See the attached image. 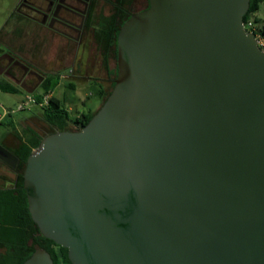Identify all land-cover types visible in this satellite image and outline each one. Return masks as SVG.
<instances>
[{
    "label": "water",
    "instance_id": "water-1",
    "mask_svg": "<svg viewBox=\"0 0 264 264\" xmlns=\"http://www.w3.org/2000/svg\"><path fill=\"white\" fill-rule=\"evenodd\" d=\"M250 0H148L113 87L42 136L23 188L72 264H264V50ZM15 156L0 145V159ZM21 264H53L39 244Z\"/></svg>",
    "mask_w": 264,
    "mask_h": 264
},
{
    "label": "flooded vegetation",
    "instance_id": "flooded-vegetation-1",
    "mask_svg": "<svg viewBox=\"0 0 264 264\" xmlns=\"http://www.w3.org/2000/svg\"><path fill=\"white\" fill-rule=\"evenodd\" d=\"M110 1L17 0L3 25L8 24L6 29L11 27L9 32L14 33L18 39V44L14 49L4 41L5 39H0V80L15 85L18 92L26 91L32 94L38 92L39 89L41 90L46 78L54 76L51 68L65 69L64 66L69 59L71 63L77 62L76 54L81 42L89 35L93 38L95 23L98 21L99 15H108L112 12L113 6ZM102 4L109 9L111 8L108 14L100 10ZM147 5L148 0H130L125 10L126 13L131 14L145 9ZM27 25L30 26V31H24ZM24 34L30 36L32 41L33 49L28 52H24L22 47L24 46ZM53 47V57L47 58L45 52L50 53ZM75 47L74 51L73 48ZM70 53L71 56L69 57ZM114 66H116V62L113 64ZM58 76L62 75L58 74ZM107 82L111 83L109 75ZM77 125L79 123L74 124V127ZM12 139L17 142L9 143L8 139L2 143L0 140V145L15 156V158L9 156L4 160L0 159V164L13 173L12 179L0 175V180L3 179L4 181V185L1 186L2 189H13L17 179L16 175L22 174L23 168L21 170L19 168L20 160L14 153L18 147L15 144H18L19 140L15 135ZM22 191L26 198L23 184ZM21 197L22 194L20 193L18 199ZM4 250L1 247L0 253Z\"/></svg>",
    "mask_w": 264,
    "mask_h": 264
},
{
    "label": "trees",
    "instance_id": "trees-1",
    "mask_svg": "<svg viewBox=\"0 0 264 264\" xmlns=\"http://www.w3.org/2000/svg\"><path fill=\"white\" fill-rule=\"evenodd\" d=\"M112 12L108 15H99L93 31V45L100 56L102 67L111 77L110 89L103 92L102 102L110 93L114 78L116 76V66L109 67V60L116 62V36L121 24L129 17L126 13L130 0H111ZM261 0H250L247 12L243 15L242 21L245 25L249 18L253 17L258 10ZM148 5L146 6V8ZM255 22L259 18L253 17ZM264 31V27L262 32ZM264 33V32H263ZM55 76H48L43 83L41 90L32 93L36 102H41L43 96L51 90V80ZM73 88V85L68 83ZM0 90L4 92L17 93L18 88L6 81L0 80ZM102 93V91L100 90ZM101 102V104H102ZM39 106V105H38ZM39 113L43 122L47 124V133L57 130H75L81 128L94 114V112L83 113L80 118L71 119L66 109L62 107L60 101L55 96H50L45 105L39 106ZM8 114V113H7ZM1 123V121H0ZM79 125L74 127V124ZM14 135L19 140L18 147L14 152L20 160V170L29 154L37 149L42 135L33 128L26 127L22 130V136L13 126ZM16 182L13 189L0 190V248L4 252L0 253V264H21L33 251V244L37 243L44 248L52 259L53 264H72L67 256V249L55 244L51 239L44 237L33 222L27 209V202L22 191V174L16 175ZM20 193L22 197L18 199Z\"/></svg>",
    "mask_w": 264,
    "mask_h": 264
},
{
    "label": "rangeland",
    "instance_id": "rangeland-1",
    "mask_svg": "<svg viewBox=\"0 0 264 264\" xmlns=\"http://www.w3.org/2000/svg\"><path fill=\"white\" fill-rule=\"evenodd\" d=\"M16 1L17 0H0V39H5L4 41L14 49L16 44H18V39L13 32H9L11 27L6 29L8 24H3L5 22V18L11 12L13 4ZM134 4L135 3L133 2V5ZM100 8V10L105 14H108L111 11V8L109 9L104 4H102ZM252 16L260 19V21L255 22L253 20V17H251L255 27L258 28V31L262 33V29L264 27V0H261L258 10ZM28 30L30 31L29 25L25 26L24 28V31ZM23 38L24 46L22 47L24 52L31 51V49L33 48L30 36H25L24 34ZM73 49L75 51L76 47ZM45 54L47 58H52L54 54V47L50 53L46 51ZM76 55L77 62L71 63L69 59L68 63H66L64 66L65 69L51 68L52 74L57 77L56 80H59L61 82V85H63L60 89H57L55 87L54 94L59 98L62 96H66L67 98H69V101L73 102V106H71V109L69 110L70 116L72 117H74L75 114H78L80 109H85L84 111H86L87 104H90L92 106L99 101V103H97V107H99V104L101 105L102 102L103 92L105 93L110 89V83L107 82V71L101 65L100 56L94 48L93 41L90 35L87 38L83 39ZM70 56L71 53L69 57ZM113 64L114 61L112 59L109 60V67H113ZM58 74H61L62 76H59V78ZM69 82H72L75 85L74 90L68 87L67 84ZM53 83L54 82L52 79L51 85H53ZM100 90L102 91V93L100 92ZM38 91H40V89ZM27 95L32 94L26 91L10 93L0 90V114L3 113V118L1 117L3 120L0 123V133L4 132L6 129L10 130L9 127L12 124H15V129L20 134V136H22V130L26 127L33 128L42 136L48 134V126L41 119L38 105H32L29 108L17 110L18 104L23 99H25ZM73 95H75L76 97H74ZM78 118H80V116ZM35 150L36 149H34V151ZM0 175H4L9 179L13 178V173L11 172V170L5 166H2L1 164ZM0 183L4 184V182L1 180Z\"/></svg>",
    "mask_w": 264,
    "mask_h": 264
},
{
    "label": "crops",
    "instance_id": "crops-1",
    "mask_svg": "<svg viewBox=\"0 0 264 264\" xmlns=\"http://www.w3.org/2000/svg\"><path fill=\"white\" fill-rule=\"evenodd\" d=\"M59 77V76H58ZM56 78L57 77H55L54 79H53V85L51 86V90L49 91V95L50 96H55V97H57L58 99H59V101H60V104L62 105V107L64 108V109H66L67 110V112H68V116L71 118V119H75V118H78L81 114H83V113H87V112H95L99 107H97V103H99V101L98 102H96V104L94 105H90V104H87L86 105V111H84L83 109H80V111L78 112V114H75L74 115V117H72V116H70V112H69V110L71 109V106H73V102H71V101H69V98H67L66 96H62V97H58V96H56L55 94H54V88L56 87L57 89H60V88H62V86L63 85H61V82L59 81V80H56ZM60 78V77H59ZM70 84H72L73 85V90L75 89V85L72 83V82H69ZM68 87H70V86H68ZM71 88V87H70ZM74 97H76L75 95H73ZM99 106H100V104H99ZM2 114L3 113H1L0 114V121H2L3 119V117H2ZM7 114V113H6ZM2 117V118H1ZM13 126H14V128L16 127V125L15 124H12L9 128H10V130L9 129H6L4 132H2V133H0V140H1V142L3 143H5L8 139V142L9 143H14L15 141L12 139L13 138V136H14V130H13ZM20 135V134H19ZM10 139H11V141H10ZM16 140V139H15ZM0 142V143H1ZM17 142V141H16ZM15 142V143H16ZM15 145H18V144H15ZM1 181H3V179H1ZM4 182V181H3ZM4 184L3 183H0V189H2V187L1 186H3Z\"/></svg>",
    "mask_w": 264,
    "mask_h": 264
},
{
    "label": "built area",
    "instance_id": "built-area-1",
    "mask_svg": "<svg viewBox=\"0 0 264 264\" xmlns=\"http://www.w3.org/2000/svg\"><path fill=\"white\" fill-rule=\"evenodd\" d=\"M244 25V24H243ZM244 27L251 31L252 33H254V36L256 38V42L258 44V46L264 50V34L263 32H259L258 28L255 27L253 21L251 18L248 19V21L246 22V24L244 25ZM48 97H50L49 95V91L43 96V99L41 102H36L34 97L31 95H27L25 97V99H23L17 106V110H21L23 108H29L30 106L34 105H45L47 103V99ZM5 112V111H4Z\"/></svg>",
    "mask_w": 264,
    "mask_h": 264
},
{
    "label": "clouds",
    "instance_id": "clouds-1",
    "mask_svg": "<svg viewBox=\"0 0 264 264\" xmlns=\"http://www.w3.org/2000/svg\"><path fill=\"white\" fill-rule=\"evenodd\" d=\"M32 96V95H31ZM37 106V105H36ZM34 151V150H33Z\"/></svg>",
    "mask_w": 264,
    "mask_h": 264
}]
</instances>
